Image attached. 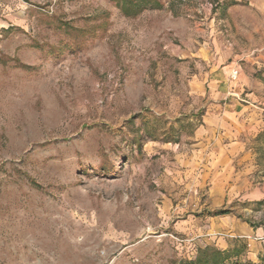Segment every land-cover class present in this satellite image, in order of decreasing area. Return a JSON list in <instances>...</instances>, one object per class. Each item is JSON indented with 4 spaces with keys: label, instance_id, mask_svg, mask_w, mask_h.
<instances>
[{
    "label": "rangeland",
    "instance_id": "rangeland-1",
    "mask_svg": "<svg viewBox=\"0 0 264 264\" xmlns=\"http://www.w3.org/2000/svg\"><path fill=\"white\" fill-rule=\"evenodd\" d=\"M161 1L126 16L113 0H34L3 33L0 264L196 258L179 224L205 191L176 183L183 203L167 208L179 199L163 172L191 148L208 97L191 77L228 51L242 63L255 50L264 70V0ZM243 247L228 264H264L245 239L230 250Z\"/></svg>",
    "mask_w": 264,
    "mask_h": 264
},
{
    "label": "crops",
    "instance_id": "crops-1",
    "mask_svg": "<svg viewBox=\"0 0 264 264\" xmlns=\"http://www.w3.org/2000/svg\"><path fill=\"white\" fill-rule=\"evenodd\" d=\"M32 1L0 0V42L9 27L20 23V16L28 12ZM228 53L231 59L227 63L214 59L204 76L191 77V92L208 97L201 105L202 113L194 116L199 123L190 137L191 148L174 153L176 161L163 172V184L174 192L178 203L173 204L172 197L167 196L163 203L167 208L176 207L174 211L181 207L182 185L176 183H183L186 189L204 190L205 199L195 202L204 210L181 220L188 223L179 227L188 228L200 247L215 245L230 250L245 239L249 249L262 256L264 70L261 55L255 56V50L249 49L242 63H238L240 54ZM231 67L239 69L237 77ZM220 209L227 212L216 213Z\"/></svg>",
    "mask_w": 264,
    "mask_h": 264
},
{
    "label": "trees",
    "instance_id": "trees-1",
    "mask_svg": "<svg viewBox=\"0 0 264 264\" xmlns=\"http://www.w3.org/2000/svg\"><path fill=\"white\" fill-rule=\"evenodd\" d=\"M120 7L122 13L126 16H135L142 10L154 7L161 8L164 3L161 0H113ZM227 210H217L216 213H226ZM244 250L239 248L235 251L223 250L215 245H206L200 247L197 256L193 260H185L179 264H228L233 256H238Z\"/></svg>",
    "mask_w": 264,
    "mask_h": 264
},
{
    "label": "built area",
    "instance_id": "built-area-1",
    "mask_svg": "<svg viewBox=\"0 0 264 264\" xmlns=\"http://www.w3.org/2000/svg\"><path fill=\"white\" fill-rule=\"evenodd\" d=\"M237 73H238V71H237V70H235V71L233 72V75H234V76H236V75H237Z\"/></svg>",
    "mask_w": 264,
    "mask_h": 264
}]
</instances>
